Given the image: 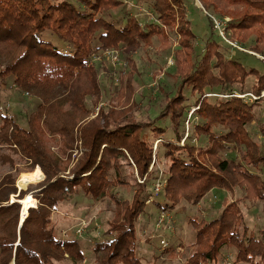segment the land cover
<instances>
[{
    "label": "trees",
    "instance_id": "trees-1",
    "mask_svg": "<svg viewBox=\"0 0 264 264\" xmlns=\"http://www.w3.org/2000/svg\"><path fill=\"white\" fill-rule=\"evenodd\" d=\"M198 2L204 13L211 15L215 30L214 19L232 16L225 29L228 46L236 41L244 50L264 57V0ZM123 4L121 0H0V78L13 77L19 92L39 100L27 128L2 115L0 148L11 149L19 158L17 162L3 155L2 163L9 162L11 168L25 165L30 172L37 167L34 183L44 179L41 169L47 178L45 184L29 192L33 197L23 200L27 194L19 196L21 203L32 197L38 201L37 208L10 203V197L17 194L11 172L0 181V264L87 262L82 245L70 237L77 225L68 228L54 222L80 193L94 204L109 199L115 205L114 216L102 232L108 240L94 248L93 264H144L139 255L138 224L146 207L155 203L161 213L175 212L184 202L198 205L213 189H240L243 195L225 201L224 210L214 220L191 221L196 240L184 264H215L225 258L224 248L236 249V264H264V231L260 238L250 233L243 209L247 202L264 204V147L250 130L264 97L248 102L234 96L260 97L264 75L247 69L229 55L230 47L224 52L216 42L208 43L194 62L197 36L184 0H147L158 22L144 27L129 13L120 20L107 18ZM170 35L179 37L175 77L180 85L174 95L165 94L159 116L136 122L127 111L110 110L86 123L102 95L96 66H89L92 58L108 49L128 54L131 73L127 80L122 78L120 95L125 92L134 97L137 67L131 55L143 45L150 47L154 39L160 41L161 50L169 51L173 46ZM251 76L257 81L245 92ZM216 89L221 91L214 96L211 91ZM191 97L195 103L188 104ZM88 99H92L91 107ZM192 108L197 110L188 123ZM164 119L171 122L172 138L158 125ZM44 128L63 137L69 150H73L78 130L83 157L70 175V161H63L47 147ZM260 131L264 137V125ZM206 137L208 144L200 147L197 142ZM156 140L161 141L154 152ZM229 147L238 155L223 157ZM164 159L168 168L163 180L166 185L157 195L165 200L161 204L147 189L160 180L158 167ZM136 172L146 177L144 184L138 182ZM117 188L133 193V199H121ZM150 198L153 201L148 204ZM22 207L23 219L28 217L20 228ZM170 250V256L176 258L172 248L162 256H169ZM161 258L156 257L154 264H166Z\"/></svg>",
    "mask_w": 264,
    "mask_h": 264
},
{
    "label": "rangeland",
    "instance_id": "rangeland-1",
    "mask_svg": "<svg viewBox=\"0 0 264 264\" xmlns=\"http://www.w3.org/2000/svg\"><path fill=\"white\" fill-rule=\"evenodd\" d=\"M121 1L124 3L123 6L108 15V19L120 20L129 13L130 15H135L143 27L150 23L157 24V17L153 14V11L147 4V0ZM184 1L186 4L188 19L191 21L192 30L197 36V40L195 42V55H192V60L194 62L196 60L195 56H202L204 54L208 43L216 42L218 45L223 47L224 52L225 48L228 51L230 47L229 55L235 56V58L242 62L247 69H255L261 75H264V61L259 58L261 55H257V53L250 52L247 49L244 52H240L241 50L234 51L235 48H233L231 45L228 46V41L221 38L218 31L212 28L210 22L211 15L204 13L202 8L199 6L200 3L198 0ZM224 19L232 20V16H225ZM225 35L228 40L229 37H227V34ZM170 38L173 46L169 51L161 50L160 41L154 39L153 44L150 47L143 45L137 52L131 55L137 67V74H135L134 77V97L131 93L127 94L125 92L124 94L120 95L122 78L124 77L125 79V77L129 76L131 73V66H129L127 56L128 54L117 49H108L105 51L106 55H103L104 53H102L94 56L89 66H96L102 89V95L99 97V104L93 108L90 117L85 122L89 123L90 121L96 120L98 117H100L101 113L107 114L110 110L127 111V114L129 113L128 117L132 118L136 122L137 120H145L147 116L149 118L156 119L161 111H163L165 105V94L169 93L174 95L178 89V86L180 85V80L175 77V50L179 45L177 43L179 37L177 35H170ZM233 42L244 49L243 46L238 42ZM170 59L174 60L173 66L169 62ZM117 61H121L124 66L116 63ZM256 81L257 79L255 77H249L246 81L245 92L250 91ZM125 88L128 89L127 86L123 89L125 90ZM220 91L221 89H216L211 91V94L216 96ZM185 93L188 97H190V90H186ZM194 99L195 97H191L188 104L195 103ZM91 101L92 99H88V105L90 107L92 106ZM247 101L252 102L253 100L250 98L247 99ZM7 105H10L11 118L7 117L5 112L0 111V125L2 124L1 121L3 115L9 120L15 121L21 126L27 128L29 116L39 105V100L33 98L32 95L19 92L14 84L13 77L0 78V110L2 109L7 111L5 109ZM196 110L197 108H192L189 110L187 119L188 123L192 119L193 113ZM170 124L171 122L169 119H164L158 122L160 127L166 128L168 130H166L168 137L172 138ZM262 125H264V105L256 109V120L250 126L253 137L257 140V142H259V144H261L262 147H264V137L260 131V127ZM43 131L44 139L46 141L49 140L47 147H49L53 153L62 157L63 161H70L68 166L69 172L67 173V175H70V171L74 169L76 164H78L80 159L83 157V142L78 130L76 131V140L73 144V150H69L67 148L65 145V139L63 137L51 135L45 128ZM186 134L188 135V131ZM160 141L161 140L155 141L154 152L157 151ZM197 143L200 147H205L208 144V138H202ZM181 146H184L183 142ZM10 150L11 149L9 148H0V181L8 173H12L11 175L16 180L15 185L17 194L10 197V202L14 201L19 203L18 199L22 193L27 194L23 200L28 195L32 196V194L29 192L45 184L47 178L43 170L39 167L45 177L40 182L34 183L37 177L33 173L38 170L37 167L34 168L33 172H30L26 169L27 167L25 165H17L15 170L14 167L11 168L9 162L7 164L2 163V161L5 160H3V155H9L13 160L19 162L18 156H15V153ZM65 153L66 157H63L62 154ZM236 154L237 152L233 148L229 147L226 153H223V157H231L235 156ZM153 167L154 163L151 165L150 171H152ZM167 168V161L164 159L162 160V164H160L158 167L160 180L155 181L149 186L147 189L148 193L155 195V189L161 190L160 193H162L166 185V182L163 180L165 179L164 173ZM135 177L141 184H144L146 181V177L141 178L138 172L135 173ZM262 177L264 179V172L262 173ZM69 178L73 179L74 177ZM26 184L28 185L26 188H24ZM115 192L121 199L128 198L132 200L134 196V194L127 189L117 188ZM242 195L243 190L240 189H236L234 192L213 189L198 205L192 206L184 202L183 205L175 212L167 213L169 218L167 219L166 223H164V220H162L161 210L155 203L147 206L146 212L140 217L138 224V235L140 239L139 255L141 256L143 263L154 264L156 257L160 259L163 252H166L168 249L172 248L176 249V254L178 256H176V258L173 256L171 257L170 250L169 256L168 254H165L162 256L161 260H164L166 264H184L186 261L185 258L191 251V245L194 244L196 240V232L193 229V224L191 221L204 220L206 222H210L214 220L224 210L225 201L229 202L231 200H236L241 198ZM26 201L27 204H24L25 206L28 204L33 205L32 207L38 206V201L36 202L30 197H28ZM155 202L164 204L165 200L163 196L160 195L156 196ZM114 209L115 205L111 203L109 199L94 204V202H92L84 194L80 193V195L76 197L72 204L66 206L67 212L64 210V213L56 217L54 222H60L61 227H68L69 225L78 226L79 223H85V233L83 236L77 237L74 232L70 233V237L72 236L82 245L84 255L87 258V262H84L83 264H93L94 260H92L91 255L94 248L97 244L104 243L108 240V237L104 236L102 232L105 230L107 222L113 218ZM243 209L250 233L257 238L262 237V231H264V204L258 201L247 202L244 204ZM162 241L168 243V249H162ZM178 248H181L182 251L178 252ZM222 256L225 258L219 260L215 264H236V249L224 248L222 250ZM160 263L161 261L159 264Z\"/></svg>",
    "mask_w": 264,
    "mask_h": 264
},
{
    "label": "built area",
    "instance_id": "built-area-1",
    "mask_svg": "<svg viewBox=\"0 0 264 264\" xmlns=\"http://www.w3.org/2000/svg\"><path fill=\"white\" fill-rule=\"evenodd\" d=\"M231 20L230 19H224V20H217V19H214V24H215V28H216V30L219 32V34H220V36L223 38V39H225V40H227V38H226V33H225V29H226V27H227V25H228V23L230 22ZM228 41V40H227ZM230 43V45L233 47V48H235V49H237V50H241V51H245L244 49H242L238 44H236V43H231V42H229ZM103 55H106V52L103 54ZM101 56V55H100ZM96 58V57H95ZM260 59H262L263 61H264V57H259ZM94 60H96V59H94ZM169 62H170V64L173 66L174 65V60H172V59H170L169 60ZM116 63H118V64H120L121 66H124V64L120 61V62H116ZM234 96H237V97H239V98H245V99H252V100H258V99H260V98H262V97H264V90L262 91V93H261V96L260 97H255L254 95H252V94H247V95H234ZM7 111H4V110H0L1 112H5V114L7 115V117H9V118H11V115H10V105H7V107L5 108ZM160 192H161V190H159V189H155V196H157L158 194H160ZM153 201V198H151L149 201H148V204L149 203H151ZM10 203H14V201H12V202H10ZM35 208H37V207H35ZM28 216H26V218H27ZM25 218V219H26ZM169 218V215L167 214V213H162V220H164V223H166L167 222V219ZM79 228V229H78ZM170 228V227H169ZM78 229V230H77ZM69 231L70 230H67V231H64L63 232V234H62V236H63V238L64 239H67V237H68V235H69ZM84 233H85V223H79L78 224V226L76 227V229H75V235L77 236V237H81V236H83L84 235ZM161 244H162V249L163 250H165V249H168L169 248V245H168V243H166L165 241H162L161 242ZM182 251V249L181 248H178V252H181Z\"/></svg>",
    "mask_w": 264,
    "mask_h": 264
},
{
    "label": "water",
    "instance_id": "water-1",
    "mask_svg": "<svg viewBox=\"0 0 264 264\" xmlns=\"http://www.w3.org/2000/svg\"><path fill=\"white\" fill-rule=\"evenodd\" d=\"M198 5H199V4H198ZM199 6L202 7L201 4H200ZM70 180H72V179H70ZM19 204H21V203L19 202ZM21 205H22V204H21ZM26 216H27V215H26ZM24 221H25V219H23V207H22L20 228H21V225L23 224ZM13 264H15V263L13 262Z\"/></svg>",
    "mask_w": 264,
    "mask_h": 264
},
{
    "label": "bare ground",
    "instance_id": "bare-ground-1",
    "mask_svg": "<svg viewBox=\"0 0 264 264\" xmlns=\"http://www.w3.org/2000/svg\"><path fill=\"white\" fill-rule=\"evenodd\" d=\"M26 202H27V201H26ZM26 202H25V204H27ZM20 203H21V202H20ZM21 204H22V203H21ZM28 205H30V204H28ZM23 213H24V207H23ZM23 216H25V215H23Z\"/></svg>",
    "mask_w": 264,
    "mask_h": 264
},
{
    "label": "crops",
    "instance_id": "crops-1",
    "mask_svg": "<svg viewBox=\"0 0 264 264\" xmlns=\"http://www.w3.org/2000/svg\"><path fill=\"white\" fill-rule=\"evenodd\" d=\"M31 198H32V197H31ZM26 200H27V199H26ZM26 200H25V201H26ZM34 200H35V199H34ZM25 201H24V202H25ZM24 202H22V204H23L24 207H26V206L24 205V204H25ZM36 202H37V201H36Z\"/></svg>",
    "mask_w": 264,
    "mask_h": 264
}]
</instances>
